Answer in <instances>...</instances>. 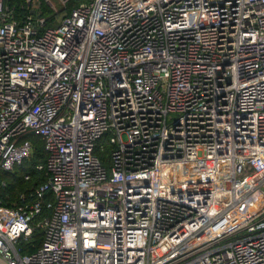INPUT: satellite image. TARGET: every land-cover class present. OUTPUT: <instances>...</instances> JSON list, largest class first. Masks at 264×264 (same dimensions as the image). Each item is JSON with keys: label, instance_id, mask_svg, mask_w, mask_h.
Listing matches in <instances>:
<instances>
[{"label": "built area", "instance_id": "obj_1", "mask_svg": "<svg viewBox=\"0 0 264 264\" xmlns=\"http://www.w3.org/2000/svg\"><path fill=\"white\" fill-rule=\"evenodd\" d=\"M42 1L0 0V172L46 155L0 264H264V0Z\"/></svg>", "mask_w": 264, "mask_h": 264}, {"label": "trees", "instance_id": "obj_2", "mask_svg": "<svg viewBox=\"0 0 264 264\" xmlns=\"http://www.w3.org/2000/svg\"><path fill=\"white\" fill-rule=\"evenodd\" d=\"M89 0H66V5L61 8L58 12H53L52 8L45 4L44 1L41 2V13L48 20V25L55 21L59 14L68 15L73 9L77 8L83 3H87ZM24 0H5V4L13 9L16 17L24 14L22 5ZM61 12V13H60ZM34 144L33 155L22 162L21 165L15 167L13 173L0 172V181L6 182V187L0 190V198L3 205L14 204H27L34 200L30 189L32 186H39L45 180V175L43 171H37L36 166L43 164L46 158L45 151L43 148V143L40 138H31ZM109 152V147L106 146L105 152L99 156L105 157ZM29 175V179L25 180L24 175ZM24 194V199H21V195ZM50 199L49 194L46 196ZM46 212H44L45 214ZM42 242L41 231L36 230L32 238L22 244L21 250L22 254L33 253Z\"/></svg>", "mask_w": 264, "mask_h": 264}, {"label": "rangeland", "instance_id": "obj_3", "mask_svg": "<svg viewBox=\"0 0 264 264\" xmlns=\"http://www.w3.org/2000/svg\"><path fill=\"white\" fill-rule=\"evenodd\" d=\"M46 1L49 2V5H48V2L45 4H47L49 7H51L54 13L61 10V8H64V5H66V0H46ZM63 16H65V14H59L58 15L59 18L63 17ZM59 18H57V19H59Z\"/></svg>", "mask_w": 264, "mask_h": 264}]
</instances>
